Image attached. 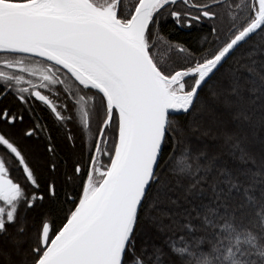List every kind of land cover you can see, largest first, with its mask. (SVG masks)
Masks as SVG:
<instances>
[{
    "label": "snow or ice",
    "instance_id": "obj_1",
    "mask_svg": "<svg viewBox=\"0 0 264 264\" xmlns=\"http://www.w3.org/2000/svg\"><path fill=\"white\" fill-rule=\"evenodd\" d=\"M9 96L52 127L43 184L0 131V264H264V0H0Z\"/></svg>",
    "mask_w": 264,
    "mask_h": 264
},
{
    "label": "trees",
    "instance_id": "obj_2",
    "mask_svg": "<svg viewBox=\"0 0 264 264\" xmlns=\"http://www.w3.org/2000/svg\"><path fill=\"white\" fill-rule=\"evenodd\" d=\"M129 2H131V0H129ZM208 28V24H203L192 29L180 28L171 21V18L162 19L160 21L162 35L167 36L173 43L183 44L190 49H197L200 47V45L203 43V38L208 34ZM160 55L162 59H166L169 55H171L173 60H180V54L178 50L176 52L170 53L166 46L161 48ZM4 105H12L18 108L17 102L13 101L12 97L10 96L5 99H0V106ZM33 112H25V120L23 124L18 123L15 128H8L0 125V131H3L15 138L21 149L27 154L32 165L36 168L37 173L41 178V183L43 184V182L49 178L45 170V161L47 159V142L43 138L38 140L35 137H23L22 130L31 127L37 120L40 122V124H48L50 128L52 127V123L49 114L42 107L35 108ZM52 134L55 138L54 142L61 141L63 133L58 132L55 128H53ZM60 147L61 149L64 148L62 142ZM64 152H66V149ZM64 152L61 154H64ZM58 200H63V191H61ZM56 207L58 208L60 205L57 204ZM64 207H66V205H64Z\"/></svg>",
    "mask_w": 264,
    "mask_h": 264
},
{
    "label": "flooded vegetation",
    "instance_id": "obj_3",
    "mask_svg": "<svg viewBox=\"0 0 264 264\" xmlns=\"http://www.w3.org/2000/svg\"><path fill=\"white\" fill-rule=\"evenodd\" d=\"M12 175L15 179H20V174L16 172L15 170H13Z\"/></svg>",
    "mask_w": 264,
    "mask_h": 264
}]
</instances>
